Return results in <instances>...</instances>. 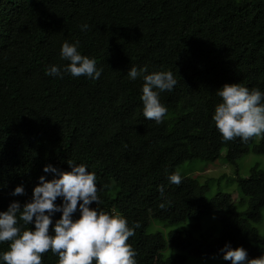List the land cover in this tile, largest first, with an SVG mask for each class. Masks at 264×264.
I'll return each instance as SVG.
<instances>
[{
    "label": "trees",
    "instance_id": "1",
    "mask_svg": "<svg viewBox=\"0 0 264 264\" xmlns=\"http://www.w3.org/2000/svg\"><path fill=\"white\" fill-rule=\"evenodd\" d=\"M65 40H79L81 54L95 57L97 80L45 75L49 65L68 63L59 56ZM132 65L177 79L160 93L167 112L159 124L142 115L143 81L127 77ZM224 83L264 91V0H0V211L30 200L39 176L52 178L44 165L67 171L73 160L95 172L101 210L139 222L127 241L137 264L219 257L225 243L259 257L264 233L253 223L264 220V138H221L211 116ZM223 151L235 173L247 154L263 157L234 178L241 202L248 197L243 209L229 193L206 200V182L195 176L169 183L182 162L215 161ZM17 185L24 193L12 196ZM213 212L219 234L195 235ZM187 219L190 227L166 231ZM168 245L185 253L163 256ZM41 255L42 264H58L50 250Z\"/></svg>",
    "mask_w": 264,
    "mask_h": 264
},
{
    "label": "clouds",
    "instance_id": "2",
    "mask_svg": "<svg viewBox=\"0 0 264 264\" xmlns=\"http://www.w3.org/2000/svg\"><path fill=\"white\" fill-rule=\"evenodd\" d=\"M79 27L86 32L89 25L84 23ZM79 47V40L63 41L59 56L68 63L49 65L45 75L63 78L70 74L97 80L102 68L97 67L95 57L81 54ZM127 77L143 81L140 95L143 117L161 123L167 107L161 103L160 93L171 92L177 84L173 72H148L147 65L139 68L132 65ZM215 95L220 99L214 105L211 119L224 141L239 138L241 142H248L250 138H264V91L250 89L241 83H224L215 90ZM66 163L69 165L67 171L51 164L44 165L42 171L52 173V178L39 176L30 200L23 204L13 200L0 211V243L8 242L6 250L0 251V264H42L41 254L48 250L58 257V264H137L136 251L127 241L135 235L139 222L129 224L119 213L101 210L95 172L89 171L83 163L73 160ZM167 179L179 185L182 176L174 172ZM158 188L163 195V187ZM23 193V185H17L10 194ZM57 198L60 203H55ZM93 202L96 206L89 207ZM159 206L163 208L165 204ZM57 212L59 218L53 221ZM77 212L79 215L74 218ZM30 224L33 227H24ZM219 251L222 259L230 264H264V252L249 259L246 249L233 248L229 243Z\"/></svg>",
    "mask_w": 264,
    "mask_h": 264
},
{
    "label": "rangeland",
    "instance_id": "3",
    "mask_svg": "<svg viewBox=\"0 0 264 264\" xmlns=\"http://www.w3.org/2000/svg\"><path fill=\"white\" fill-rule=\"evenodd\" d=\"M259 161L263 162V157L261 155L249 153L244 158H242V160H239L238 173H235L233 171L234 167L230 166L226 162L225 151H223L220 157L215 161H204L197 157L186 160L177 166L176 172H179L181 176H195L200 181L206 182V200L217 193H229L231 194L232 199L236 202L237 207L239 209H243L246 206L248 197L243 196L244 201L241 202V195L239 194L237 182L234 178L238 175L246 176L250 171V167L254 166V163ZM217 215L218 212H213L200 218V228L195 232V235H199L201 232L211 228V234L213 236H217L219 234V222ZM193 221V219H187L185 222L176 223L169 227L166 226L165 228L166 231H168L169 228H188L191 226ZM253 225L256 226L261 233H264V220L259 223H253ZM165 228L160 225V230H164V232H166ZM177 252L183 251L177 250L168 245L162 254L163 256H169L174 255ZM187 260L189 264H225V260L222 259V256H213L208 258L188 255Z\"/></svg>",
    "mask_w": 264,
    "mask_h": 264
}]
</instances>
